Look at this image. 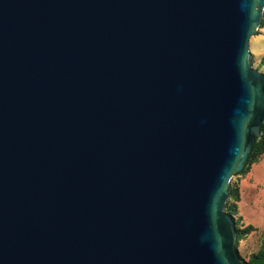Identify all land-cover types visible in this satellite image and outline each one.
<instances>
[{"label":"water","instance_id":"95a60500","mask_svg":"<svg viewBox=\"0 0 264 264\" xmlns=\"http://www.w3.org/2000/svg\"><path fill=\"white\" fill-rule=\"evenodd\" d=\"M263 2L0 0V264H245Z\"/></svg>","mask_w":264,"mask_h":264},{"label":"rangeland","instance_id":"374dc122","mask_svg":"<svg viewBox=\"0 0 264 264\" xmlns=\"http://www.w3.org/2000/svg\"><path fill=\"white\" fill-rule=\"evenodd\" d=\"M253 34L247 41L246 60L250 68L264 74V2ZM233 174L225 182L228 196L223 212L230 213L227 216L233 231L237 229L233 241L236 255L247 262L260 251L264 241V151L245 163L237 175Z\"/></svg>","mask_w":264,"mask_h":264},{"label":"trees","instance_id":"16d2710c","mask_svg":"<svg viewBox=\"0 0 264 264\" xmlns=\"http://www.w3.org/2000/svg\"><path fill=\"white\" fill-rule=\"evenodd\" d=\"M264 151V121L262 122L261 124V127H260V135H259V138L256 139L252 146H251V150H250V153L248 155V158H247V161H246V164L251 161V159L253 158V156L261 153ZM226 215L230 216V213L225 211ZM249 227V226H247ZM237 231V229L235 230L234 229V232ZM236 236V234H235ZM245 264H264V241L261 245V248H260V251L255 254V255H252L249 260L247 262H244Z\"/></svg>","mask_w":264,"mask_h":264}]
</instances>
